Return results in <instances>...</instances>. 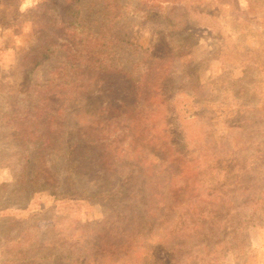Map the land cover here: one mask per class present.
Wrapping results in <instances>:
<instances>
[{"label":"rangeland","instance_id":"obj_1","mask_svg":"<svg viewBox=\"0 0 264 264\" xmlns=\"http://www.w3.org/2000/svg\"><path fill=\"white\" fill-rule=\"evenodd\" d=\"M70 1L36 0L21 13L22 0H0V264H169L170 254L176 264H264V0L77 1L84 46L98 47L113 67L146 77L157 94L144 107L148 122H138L158 129L171 172L161 166L157 177L131 176L141 204L123 203L112 191H121L117 183L99 190L75 174L78 162L63 154L64 141L59 156H49L41 145L29 146L17 127L20 111L39 100L34 83L74 79L63 50L30 78L23 73L30 63L25 54L48 43ZM124 32L126 41L116 42ZM102 89L105 82L92 97L73 90L54 98L58 123L87 127L82 112L103 105ZM126 116L113 107L112 129L135 132ZM171 123L184 127L176 144L175 134L162 133ZM93 133L101 140L93 174L115 177L102 163L107 136ZM121 147L112 161L119 168L131 164ZM42 168L54 172L44 186ZM155 201L173 208L172 221L153 216ZM39 256L49 260L33 259Z\"/></svg>","mask_w":264,"mask_h":264},{"label":"trees","instance_id":"obj_2","mask_svg":"<svg viewBox=\"0 0 264 264\" xmlns=\"http://www.w3.org/2000/svg\"><path fill=\"white\" fill-rule=\"evenodd\" d=\"M77 1L78 0H71L66 6L65 14L52 24V27H57V32L54 33V35H49L48 43L39 42L37 46L34 45L27 51L25 56H30V63L27 70L23 72L27 75V78H30L32 72L47 60L53 52L56 50H63L66 54L65 60L70 62L69 64H65V66L73 67V70L71 68V72L74 75V79L69 81L67 76V81H61L59 84H56V79L43 85H40L38 82L34 83L32 86L36 88V92L40 94L38 95L39 100L35 105L29 101L24 109L20 111L22 113L16 121L21 123L17 127L23 128V137H27L29 146L39 144L41 145V149L45 150L46 154L49 156H59V149L62 146L61 141H64L63 144L67 147L64 148L66 151H64L63 154L68 152V158L78 162V165H76L77 172H75V174L78 176H85L86 181L93 184V186L99 190H112L110 189L111 186L117 183L116 185L121 191H116L114 189L112 191L117 195H122L123 203L134 202L136 204H141L142 201L139 198L141 194L139 183L137 184V180L132 181L131 176L135 175L136 178H138L145 173L156 176L161 166L164 167L166 171L170 170L167 169V165H164L163 156L167 153V148L161 144V137L157 133L158 129L154 126H149V123L143 124L138 122L143 120L148 122L146 116L147 111L144 107L150 100L157 97V94L151 95L154 86L146 80V77L143 78L141 76L137 78L123 69L115 68L110 65V61L106 60V54L101 52L98 47L88 49L84 46L86 39L81 36L84 31L81 26L80 10ZM166 3L171 5V2ZM148 7L150 8V6ZM141 12L144 14L145 11L143 10ZM40 37L41 36H39V38ZM114 37L116 38V42L126 41L128 33L124 32L120 36L115 35ZM175 57L176 56L172 57V59L174 60ZM177 58L180 59L179 56H177ZM102 64L106 65V67L102 66ZM63 75L66 76V71L63 72ZM119 81L122 83H119ZM26 82L28 85L31 84L28 81ZM101 82H105V89H102L104 95L103 105L100 108H95L94 103L90 105L89 110H85L84 113L82 112V114L86 115L88 118V121H86L87 127H83L82 130H77L78 124L72 123L73 129H71V125L68 126L69 122L67 121L64 122V125H60L56 117V109L53 108L52 102L54 98L58 99L64 97L65 94L70 96L73 94L71 92L73 90H77L79 91L78 93H84L88 95V97H92L98 94L97 91L94 92L93 90L100 86ZM123 83L127 86L125 87ZM121 95L122 97H120ZM168 100L164 99L163 101ZM113 107H115V110L120 113V115H127L126 121H130V124L137 125L134 126L136 129L135 132H132L128 127H122L118 124L112 129L109 123L111 119L107 116L110 115ZM174 112L175 111H170L172 114H174ZM168 113H164V117H168ZM176 115L177 113L175 112L174 116ZM102 116H105V118H100ZM191 116L197 117L198 114L194 111ZM163 128L165 129L162 131L164 135H169L171 133L176 135V139L172 141L173 144H176L175 142H177V139H180L181 135H183V126H174L171 123L170 125H164ZM75 129L77 134L73 135ZM94 129H100L101 133L107 136L105 141L107 145L103 144L104 151H101V157L104 158L102 163L107 166L106 171L113 172L115 177L105 176L103 172L93 174L92 168L95 163L91 161V158H94L93 150L100 146L99 141H101L95 137L97 135L93 133ZM67 130L71 131V133H68ZM55 134L57 136H55ZM121 135H123L122 139L119 138ZM135 135L141 137L142 140H138ZM110 136L113 140L109 138ZM73 138H76L75 142L71 143ZM41 142H43V145ZM102 142L104 143V141ZM123 144L126 147V156H130L131 164H124V166L119 168L113 165L112 161L114 159L116 160L118 155L124 153L121 147ZM24 149L26 150V148ZM162 161L163 165H161ZM41 173L43 186L45 182H49L50 179L54 178V172L49 173L42 168ZM124 173H127L129 177L126 178V181L121 182L117 176ZM115 178L116 181L114 180ZM156 179L159 180L158 178ZM62 193L64 194V192ZM110 195L111 198L115 196L114 193ZM159 196L160 195H154V197ZM151 210L153 216L159 215L165 222L167 220L168 222L172 221L171 215L173 208L166 205V203L161 201L159 204H156L155 201L153 206L149 208V211ZM0 223H4L3 218H0ZM161 245L164 247L166 244L161 243ZM169 249L172 252L173 248L171 247ZM18 254L21 255L20 252H18ZM48 256H51V254ZM26 258L27 257H23L22 259L25 260ZM33 259L49 260V257L39 256L33 257ZM90 259L92 258H85L84 260L87 262ZM168 263H177L173 254L169 255Z\"/></svg>","mask_w":264,"mask_h":264},{"label":"clouds","instance_id":"obj_3","mask_svg":"<svg viewBox=\"0 0 264 264\" xmlns=\"http://www.w3.org/2000/svg\"><path fill=\"white\" fill-rule=\"evenodd\" d=\"M36 0H22L20 11L21 13L26 12L28 9L35 6Z\"/></svg>","mask_w":264,"mask_h":264}]
</instances>
